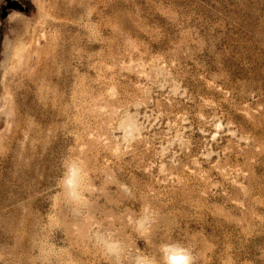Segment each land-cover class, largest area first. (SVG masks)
Masks as SVG:
<instances>
[{"label": "rangeland", "instance_id": "374dc122", "mask_svg": "<svg viewBox=\"0 0 264 264\" xmlns=\"http://www.w3.org/2000/svg\"><path fill=\"white\" fill-rule=\"evenodd\" d=\"M166 242L264 264V0H0V264Z\"/></svg>", "mask_w": 264, "mask_h": 264}, {"label": "clouds", "instance_id": "9594fccd", "mask_svg": "<svg viewBox=\"0 0 264 264\" xmlns=\"http://www.w3.org/2000/svg\"><path fill=\"white\" fill-rule=\"evenodd\" d=\"M81 180V170L75 160L68 159L64 162V172L61 183L65 196L70 201L79 199V186ZM110 255L119 258L122 254V247L118 243L106 245ZM159 262L154 258L137 254L130 259V264H194V257L191 250L179 242H166L159 247Z\"/></svg>", "mask_w": 264, "mask_h": 264}]
</instances>
